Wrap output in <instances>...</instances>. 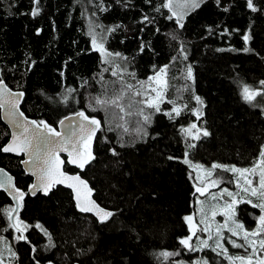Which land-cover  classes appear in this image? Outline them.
<instances>
[{
    "label": "trees",
    "instance_id": "trees-1",
    "mask_svg": "<svg viewBox=\"0 0 264 264\" xmlns=\"http://www.w3.org/2000/svg\"><path fill=\"white\" fill-rule=\"evenodd\" d=\"M164 3L167 0H0V82L24 92L22 110L38 122L56 127L78 111L101 121L94 161L84 171L67 163L65 168L80 173L98 203L113 213L99 223L79 212L71 192L60 187L48 196L27 194L16 216L28 225L18 233L27 240H20L10 227L8 210L14 206L0 193V237L11 242L16 264L191 262L200 254L188 252L179 240L191 235L184 217L195 212L198 185L184 159L239 168L251 167L259 159L264 97L249 103L242 92L244 86L264 92L260 83L264 81V0H253L256 11L248 8L247 0H199V7L180 21L183 27L162 7ZM93 32L97 39L103 34L107 51L126 58L115 57L117 64L127 66L126 72L103 62L92 45ZM165 66L169 100L160 113L145 108L146 114H152L151 123L143 126L147 135L136 130L142 117L124 115L120 120L118 109L95 103L97 97L113 96L121 82L138 86L137 81L147 82ZM188 66L192 79L186 78ZM112 71L120 75L112 76ZM142 99L127 92L122 101L126 112H138ZM174 106L180 108V116L164 114ZM194 109L200 111L199 119ZM192 123L210 135L201 131L199 140L186 137L181 128ZM9 135L0 117V149ZM21 161L0 150V167L27 192L32 178L24 173ZM216 173L222 186L233 188L232 174ZM258 213L247 203L237 207V217L247 230H253ZM164 251L180 255L163 258L159 254ZM202 255L211 264H227L212 251Z\"/></svg>",
    "mask_w": 264,
    "mask_h": 264
},
{
    "label": "snow or ice",
    "instance_id": "snow-or-ice-1",
    "mask_svg": "<svg viewBox=\"0 0 264 264\" xmlns=\"http://www.w3.org/2000/svg\"><path fill=\"white\" fill-rule=\"evenodd\" d=\"M38 3V0H36ZM219 2V0H217ZM192 8L199 7V0H186L184 5L181 7ZM248 8L256 11V8L253 5V0H247ZM162 7L169 9L172 12V16L177 17V24L180 27H183L181 21V14L173 10V0H167V3H164ZM103 10V9H101ZM226 10V9H225ZM159 11V9H157ZM38 10H33L32 15H37ZM147 20V17H145ZM171 19V17H169ZM118 27V26H117ZM111 29L110 31H114ZM245 42L249 39L247 35L243 37ZM92 45L94 49L100 52L101 57H103V62L112 64L115 67L121 68V72L127 71L126 65L117 64L115 57H120L122 60L126 59L121 56L120 53H112L107 51L104 48L103 36H101V41H97V35L92 33ZM244 51H249L245 48ZM175 59V58H174ZM186 59V57H185ZM108 71V69H105ZM120 73L112 71V76H118ZM129 76L135 78L134 73H128ZM192 68L188 66L186 78L192 79ZM167 77V66L165 68L158 69L155 76L148 78V95L145 99L138 101L142 104L143 107L139 109L138 112L132 113L130 111L126 112L125 106L122 101L125 99L127 92L134 91L135 96H141L142 92L140 88H143L144 81H137L140 85V88H136L133 84H125L121 82L120 89L114 93L113 96L108 97L107 99L101 100L98 97L95 98V103L101 107H111L113 109H118L120 120H124V115L136 117H142V121L137 119L136 123L139 127L136 129L137 132H143L144 135H147L144 125L151 123V113H145V108L153 109L155 113L161 112L160 104L164 102L165 91L168 87ZM115 83V82H114ZM261 85H264V81L260 82ZM73 91L69 89V92ZM154 93L155 95H152ZM23 96V93H10L8 89L3 86L0 82V108L7 105V116L9 117L13 127L16 129V132L12 135V141L4 146L2 149L3 152H17V153H27L29 156V161H24L25 163H31L34 170V175L37 177V184H33L30 191L35 194V190L40 187L47 190L55 184H65L67 187L72 188L75 191V199L77 201V207L81 212H94L95 215L99 218L100 222L103 223L112 217L113 213L101 208L94 200L91 199V189L88 187L87 183L80 178L79 175L70 176L67 175L63 170L62 166L65 161L61 159L60 153H67V163L75 164L77 167L83 169L86 164L90 162L91 159H94L92 153V141L96 136L98 131H102L101 121L95 116H88L85 114V111H78L75 113L78 117V122L73 125L69 122L65 125V121L61 120L59 123L65 125V131L59 132L55 128L51 127L44 121H29L24 117L23 112H19V99ZM257 96L264 97V92L252 90L249 86H244L242 92V98L251 103L256 99ZM194 99L198 104H203V101L199 96H195ZM173 103V101H168ZM91 107V104H89ZM131 105H129V108ZM187 107V105H185ZM92 111H97V108H92ZM172 113H175L176 116L181 115V110L178 107H173L171 112L164 113L170 118ZM193 114L197 119L200 118V111L198 109L193 110ZM69 119L70 118H66ZM117 127H123V125H117ZM196 130L195 133L193 130ZM111 130V129H109ZM124 131L127 132L128 129L124 128ZM201 131L203 136H208L210 133L206 129H199L196 123H192L188 127H182L181 132L185 134L186 137H191L192 139L199 140L201 136ZM189 147H195L193 144H189ZM115 154V152H113ZM187 155V153H186ZM259 159L253 162V165L248 168H238L236 166H225L221 164H212L211 169L205 170V177L201 180L203 186H197L195 191L201 196L210 197L211 200L223 199L225 196L229 197L230 200L226 201L223 205V211L220 213L225 217L223 223H218L216 227V236L212 237L209 235L208 239H199V247H196L193 243V237L196 236L197 229L199 225L194 224L193 216L189 215L184 217V220L188 223L191 235L181 238L179 244L183 246L184 249H187L189 252L192 251H203L206 248H209V240L214 239L215 247L211 250L216 252L217 249H220L221 252L217 253L218 255H223L226 260L229 261V264H264V145L261 146V150L258 153ZM173 159V157H169ZM189 163L187 159L184 161ZM197 168L202 166L197 165ZM215 170H220L223 172H230L233 174H238L237 178V187L241 190L247 199L243 197L238 201L237 195L229 191L227 188L221 189L219 193H212L209 191L212 187H217L222 181L217 179H211ZM217 177L219 173H216ZM255 178V179H254ZM200 180V177H197ZM242 181V183H241ZM5 184H11V178L7 181L0 180V188H3ZM25 193L16 190V193L13 197L18 203L23 201ZM252 198H255L256 202L253 203ZM238 202H245L252 205L253 208H258L260 210V215L258 216V225L252 230L248 231L245 229L244 224L238 222L235 217V205ZM202 214V219L199 224L203 225L199 230L202 232L210 233L212 230V225L208 220L207 211L205 210V201H200ZM216 206L211 205V215L214 220L217 212L215 210ZM16 211V209H9L8 215L11 219V213ZM229 221L231 224H229ZM10 227L15 228L17 232H21L28 228V225L23 221H20L16 224H11ZM40 227V225H36ZM223 230H226L228 233H231L232 237H237L240 243L235 239L225 237L223 235ZM47 235V232H45ZM17 239L27 240L23 234H21ZM228 239V242L231 244L232 248L243 249L244 254L240 255H229L228 248L224 247L222 241ZM9 251H11L9 249ZM12 256H15V253H11ZM163 258H168L172 256L180 255L179 252H168L164 251L159 254ZM2 264V261H0ZM176 264H184V261H178ZM195 264H208L207 260H198Z\"/></svg>",
    "mask_w": 264,
    "mask_h": 264
},
{
    "label": "rangeland",
    "instance_id": "rangeland-1",
    "mask_svg": "<svg viewBox=\"0 0 264 264\" xmlns=\"http://www.w3.org/2000/svg\"><path fill=\"white\" fill-rule=\"evenodd\" d=\"M186 3V0H173V10H175L176 12L180 13L181 14V20H183L185 18V15L187 13H189L191 10H193L194 8H192L191 6H188V7H181V5H184ZM175 17V16H174ZM177 19V17H175ZM99 38L97 39L98 42L101 41V36H103L102 33H100L99 35ZM104 44V42H103ZM105 46V45H104ZM167 81H168V85H169V79H168V71H167V77H166ZM134 85V84H133ZM136 86V85H135ZM136 88H140V85L136 86ZM168 88V87H167ZM147 89H148V81L144 83V86L143 88H140L141 92H142V95L139 96L143 99H145L148 95V92H147ZM133 93L135 91V89L132 90ZM167 91L168 89H166L165 91V97H164V102H162L160 104V107L161 109L163 108V104L169 100L167 98ZM152 95H155L154 93H152ZM134 97H136L134 95ZM172 109H170L171 111ZM165 111H169L168 109L165 110ZM188 161H189V166L191 167V169L195 172V175H196V181H197V185L198 186H203L201 184V180L204 179L205 177V170L207 169H211V166H204L202 164H199V163H194L192 161L189 160V158L186 156V158ZM184 159V160H185ZM199 165V166H202L200 168H197L196 166ZM239 168V167H238ZM216 172L217 170H215L214 174H213V177L211 179H217V175H216ZM230 173V172H229ZM234 176V180H233V188H229L227 186H222L223 183H219V185L217 187H212L209 189L210 192L212 193H219L221 191V189H224V188H227L229 191L233 192L234 194H238L237 195V200L239 201L241 199V197H243L245 200L247 199V197L244 196V194L241 192V190L237 187V178H238V174H233V173H230ZM200 177V180L197 179V177ZM255 179V178H254ZM222 181V180H221ZM242 183V181H241ZM230 198L225 196L223 199H218V200H211L210 197H206V196H201L199 193L196 192V199H195V212L194 214L192 215L193 216V222L194 224H197L199 225L198 229H197V232H196V236L193 237V240H192V243L196 246V247H199V244H198V240L199 239H208L209 238V235H211L212 237H215L216 236V227L218 225V223H223L224 220H225V217L222 216L220 213L224 210L223 209V205L225 204L226 201H229ZM253 200V203L256 202L255 198H252ZM200 201H205V210L207 211V216H208V220L209 222L211 223L212 225V230L210 233L208 232H202L200 231L199 229L203 227V225H200L199 222L200 220L202 219V214L200 212V209H201V203ZM242 203H245V202H238L236 205H235V217L234 219H236L238 222L242 223L241 221H239L238 217H237V207L242 204ZM249 204V203H247ZM211 205H215L216 208V212H217V215L215 216L214 220L212 219V215H211ZM251 205V204H249ZM252 206V205H251ZM258 209V208H257ZM259 210V209H258ZM260 210H259V213H258V216L260 215ZM258 216H257V221H256V225L254 226L253 230L257 227L258 225ZM15 222L16 223H19L18 221V218L16 217L15 219ZM229 224H231V222L229 221ZM253 226V225H251ZM245 229L247 230V227L244 225ZM11 231V229H9ZM12 231H13V235H14V238L17 239V237H19L20 235H18L19 232L16 231L15 228H12ZM248 231H252V230H248ZM223 235L225 237H228V238H231V239H235L237 240L238 243L242 242L240 241L237 237H232L231 236V233H228L226 230H223ZM224 247L228 248V252H229V255H240V254H244V251L243 249H235V248H232L231 244L228 242V239H225L222 241ZM209 245L210 247L209 248H206L204 249L203 251L205 250H209V251H212L211 249L213 247H215V242H214V239L212 240H209ZM9 249L11 251H9ZM203 251H192L190 253H196L198 252V256H196L193 261L191 262H188V261H185V260H180V261H184V264H195L196 261L198 260H207L208 261V264H211L209 262V259L207 256H204L202 255ZM14 252V249L12 247V244L11 242L5 237H0V261H2V264H16L15 263V256H12L11 253ZM189 252V251H188ZM213 252V251H212ZM221 250L220 249H217L216 252H214L215 254L217 253H220ZM15 253V252H14ZM218 255V254H217ZM218 256H222V258L226 261L227 264H229V261L226 260L224 258V256L221 254V255H218ZM216 263L218 262V259L216 258L215 259Z\"/></svg>",
    "mask_w": 264,
    "mask_h": 264
},
{
    "label": "water",
    "instance_id": "water-1",
    "mask_svg": "<svg viewBox=\"0 0 264 264\" xmlns=\"http://www.w3.org/2000/svg\"><path fill=\"white\" fill-rule=\"evenodd\" d=\"M2 84H3V86H5L8 89V91L10 93H21L22 92V91L13 90L4 81H2ZM22 93H23V96L20 97V99H19V112H23L24 113V111L22 110V105H23V102H24V99H25V94H24V92H22ZM86 115H88V114H86ZM0 117H1L2 122L7 126L8 130H9V133H10L9 140H8V142L5 145V146H7L12 141V135L16 132V129L13 127V125H12L9 117L7 116V105H5V107H3V108H0ZM24 117L27 118L29 121H37L35 119H32V118L28 117L25 113H24ZM66 118H70V120L69 119H66ZM78 119L79 118L76 117L75 114H72V115H69V116L65 117L62 120L65 121V125H67L69 122H71L73 125H75L78 122ZM46 123L48 125H50L51 127L55 128L59 132H64L65 131V125H61L60 123H58V125L55 127V126L49 124L48 122H46ZM101 127H102V123H101ZM99 133H100V131H98L96 133V136L94 137V139L92 141V153H93V156H94V144H95V140L97 139ZM3 153L6 154V155L14 156V157H22V161H21L22 169H23L24 173L27 176H29V177L32 178V184L29 186L27 192H25L22 189H19L17 187L15 177L8 170H6L3 167H0V180L7 181L9 178H11V184L10 185L9 184H5V186L3 188H0V193L5 194L7 196V198L12 202V204L14 206V209H16V211L12 212V215H11V220H12V223L13 224L15 223L14 222L15 221V218L19 214L20 208H21V202L18 203L16 200L13 199V197H14L17 189L19 191L25 193V195H24V198H25L27 196V194L30 195V196H32V197H35L38 194H41L43 196H48L53 191L54 188H59L60 187V188H63L65 190L71 192L72 198H73V202L75 203V205L77 207V201L75 199V191L72 188L67 187V183L68 182H66L65 184H55V185L51 186L47 190L46 193H45V190L43 188L38 187L35 190V194H33V192L30 191V189L32 188V185L33 184H37V177H36V175H34V170L32 168L31 163L30 162L29 163H25L24 162V161H29L30 158H29L28 154L27 153H17V152H8V153L3 152ZM60 157H61L62 160L65 161L64 165L62 166V170L67 175H70V176L79 175L80 178L82 180H84L87 183L88 187L92 190L91 191V199L94 200L101 208H103V209H105L107 211H110V210L104 208L103 206H101L98 203V201L95 199L94 190H93L92 186L90 185V183L80 173H69V172L66 171L65 166H66V163H67V160H68L67 153L66 152H61L60 153ZM93 161H94V159H91L90 162L88 164H86L83 169L77 167L75 164H69V163H67V164H69L71 167H74V168H76V169H78L80 171H84L86 169V167H88ZM77 209H78L79 212H81L78 207H77ZM81 213H83L85 215H89V216L93 217L96 221H98L99 223H101L100 220H99V218L95 215L94 212H81ZM76 264H78V263H76Z\"/></svg>",
    "mask_w": 264,
    "mask_h": 264
},
{
    "label": "flooded vegetation",
    "instance_id": "flooded-vegetation-1",
    "mask_svg": "<svg viewBox=\"0 0 264 264\" xmlns=\"http://www.w3.org/2000/svg\"><path fill=\"white\" fill-rule=\"evenodd\" d=\"M22 158V157H21ZM12 203V202H11ZM13 209H14V207H13ZM12 215V214H11ZM12 221V220H11ZM13 224V223H12Z\"/></svg>",
    "mask_w": 264,
    "mask_h": 264
},
{
    "label": "bare ground",
    "instance_id": "bare-ground-1",
    "mask_svg": "<svg viewBox=\"0 0 264 264\" xmlns=\"http://www.w3.org/2000/svg\"><path fill=\"white\" fill-rule=\"evenodd\" d=\"M117 72V71H116Z\"/></svg>",
    "mask_w": 264,
    "mask_h": 264
}]
</instances>
